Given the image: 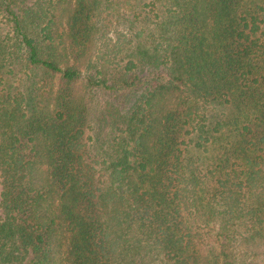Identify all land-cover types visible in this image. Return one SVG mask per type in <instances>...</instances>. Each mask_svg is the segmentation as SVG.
Here are the masks:
<instances>
[{
  "label": "trees",
  "instance_id": "trees-1",
  "mask_svg": "<svg viewBox=\"0 0 264 264\" xmlns=\"http://www.w3.org/2000/svg\"><path fill=\"white\" fill-rule=\"evenodd\" d=\"M131 1L0 0V264H264V0Z\"/></svg>",
  "mask_w": 264,
  "mask_h": 264
},
{
  "label": "rangeland",
  "instance_id": "rangeland-1",
  "mask_svg": "<svg viewBox=\"0 0 264 264\" xmlns=\"http://www.w3.org/2000/svg\"><path fill=\"white\" fill-rule=\"evenodd\" d=\"M144 2L148 3V1H145V0H144ZM131 3H132V5H135V2L133 0L131 1ZM120 11H121V8H120ZM129 11H130L129 7H126L125 10H124V12H129ZM121 15L122 14L114 12L109 17V22L111 23L110 27H112V29H114V31L115 30H120V28L123 27V25H122V16ZM119 17H121V18H119ZM138 25H139V23H138ZM94 99H95L94 102H98V104H95V106L100 105V107H101L103 105V101H104L105 97L102 96V95H96ZM95 111H98V108H96L94 110V112ZM0 191H1V184H0Z\"/></svg>",
  "mask_w": 264,
  "mask_h": 264
}]
</instances>
